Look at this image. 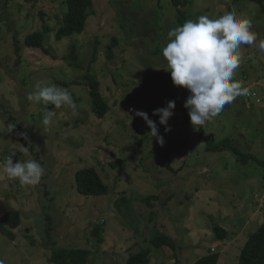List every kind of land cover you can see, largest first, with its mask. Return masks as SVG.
Segmentation results:
<instances>
[{
    "label": "rangeland",
    "instance_id": "rangeland-1",
    "mask_svg": "<svg viewBox=\"0 0 264 264\" xmlns=\"http://www.w3.org/2000/svg\"><path fill=\"white\" fill-rule=\"evenodd\" d=\"M92 10L81 33L57 39L64 0H0V129L16 123L17 131L0 132V217L20 214L13 239L0 233V259L53 264L55 247L89 250L88 264H126L130 254L163 234L175 247L152 249L149 264H193L208 251L219 254L217 264H238L245 240L264 223L260 6L249 0H93ZM227 13L250 19L257 34L254 44L241 46L234 76L249 93L226 105L201 136L184 107L190 92L174 86L162 50L169 31L183 25L180 19ZM32 32L44 35L47 53L25 46ZM87 73L99 82L108 107L101 119L91 110ZM37 84L67 89L75 114L67 106L49 110L30 100ZM168 101L176 106L166 133L152 113ZM48 111L56 115L46 130ZM136 111L157 122L163 146ZM208 143L219 149L208 151ZM13 152V163L32 159L42 165L39 184L8 179L3 165ZM83 168L96 170L107 195L76 192L74 174ZM215 227L229 236L217 239Z\"/></svg>",
    "mask_w": 264,
    "mask_h": 264
},
{
    "label": "clouds",
    "instance_id": "clouds-1",
    "mask_svg": "<svg viewBox=\"0 0 264 264\" xmlns=\"http://www.w3.org/2000/svg\"><path fill=\"white\" fill-rule=\"evenodd\" d=\"M168 40L162 55L174 86L190 92L184 107L194 129L206 126L237 97L248 95L249 89L236 81L234 76L242 63L241 46L257 41L250 19L233 13L216 19L201 15L196 21L187 20L182 26L171 29ZM257 46L264 52V40H260ZM36 89L29 94L30 100L50 103L57 109L67 106L75 114L77 106L67 89L56 85L41 87L40 84L36 85ZM175 106V101H168L165 107L153 110L152 115L159 117V125L164 126L166 133L171 131L168 121L174 115ZM55 115L53 111L44 115L42 123L46 130L53 125ZM136 116L150 128L152 139L163 146L165 140L159 133L157 122L144 111H136ZM15 128L16 123H7L0 132L12 133ZM20 135L27 139L25 134ZM14 155L15 152L8 156L3 165L8 179L18 180L21 186L39 184L45 172L42 165L32 159L13 163ZM0 264H5L3 259H0Z\"/></svg>",
    "mask_w": 264,
    "mask_h": 264
},
{
    "label": "trees",
    "instance_id": "trees-1",
    "mask_svg": "<svg viewBox=\"0 0 264 264\" xmlns=\"http://www.w3.org/2000/svg\"><path fill=\"white\" fill-rule=\"evenodd\" d=\"M39 0H25V2L36 3ZM173 1V0H172ZM260 6L262 13L264 14V0H249ZM180 0H174L177 5ZM66 11L61 17V27L55 34L57 39H61L63 36H70L75 33H81L84 29L86 20L90 14H93L92 5L93 0H64ZM182 24L185 23L184 19H180ZM47 27L44 28V32H47ZM44 35L39 32H32L25 38V46L30 49H38L43 53H47V50L43 46ZM115 41L113 42V44ZM17 45V43L15 42ZM15 52L19 53L18 46L15 47ZM70 57L75 62L77 60L74 51H72ZM85 83L88 87V93L91 99V110L93 114L101 119L104 117L107 111V104L100 95L99 82L96 79L91 78L88 73L85 75ZM58 84L65 85L63 82ZM49 110L55 107L50 103H46ZM16 133L17 131H13ZM199 133L203 136L202 128L199 129ZM17 139H23L22 136L16 135ZM206 149L209 151H216L219 149L217 145L207 144ZM259 163H262L259 161ZM264 180V175H263ZM75 190L78 194L83 196H105L108 193L107 186L99 178L98 173L94 168H83L78 170L74 174ZM48 227L46 228V236L49 239V243H53L51 240L50 219L46 217ZM20 225V214L18 211H9L0 217V233L9 239L14 238L12 230L18 228ZM214 232L217 239L228 237L227 231L223 228L215 227ZM150 247L140 250L138 253L130 254L126 260V264H149L150 254L152 249H157L163 246L175 247L173 241L166 235L160 234L155 238L149 240ZM54 247V246H53ZM219 254L215 251L210 252L196 260L193 264H217ZM50 262L53 264H88L89 263V250L76 249V248H55L51 250ZM238 264H264V223L247 237L243 247L241 248L238 256Z\"/></svg>",
    "mask_w": 264,
    "mask_h": 264
},
{
    "label": "built area",
    "instance_id": "built-area-1",
    "mask_svg": "<svg viewBox=\"0 0 264 264\" xmlns=\"http://www.w3.org/2000/svg\"><path fill=\"white\" fill-rule=\"evenodd\" d=\"M261 214V213H260Z\"/></svg>",
    "mask_w": 264,
    "mask_h": 264
}]
</instances>
